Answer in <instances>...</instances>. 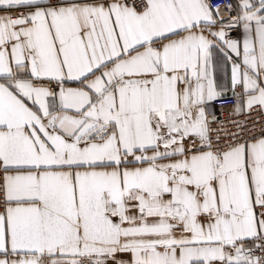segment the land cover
<instances>
[{
  "label": "snow or ice",
  "instance_id": "obj_1",
  "mask_svg": "<svg viewBox=\"0 0 264 264\" xmlns=\"http://www.w3.org/2000/svg\"><path fill=\"white\" fill-rule=\"evenodd\" d=\"M0 264H264V0H0Z\"/></svg>",
  "mask_w": 264,
  "mask_h": 264
},
{
  "label": "built area",
  "instance_id": "obj_2",
  "mask_svg": "<svg viewBox=\"0 0 264 264\" xmlns=\"http://www.w3.org/2000/svg\"><path fill=\"white\" fill-rule=\"evenodd\" d=\"M221 3L228 2V0H220ZM230 103V102H229Z\"/></svg>",
  "mask_w": 264,
  "mask_h": 264
}]
</instances>
